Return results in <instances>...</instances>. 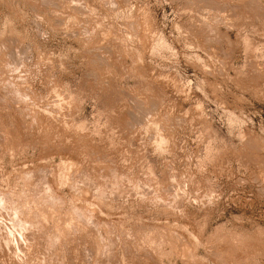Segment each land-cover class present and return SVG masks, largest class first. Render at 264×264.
Here are the masks:
<instances>
[{
  "label": "rangeland",
  "instance_id": "1",
  "mask_svg": "<svg viewBox=\"0 0 264 264\" xmlns=\"http://www.w3.org/2000/svg\"><path fill=\"white\" fill-rule=\"evenodd\" d=\"M0 113V264H264V0H0Z\"/></svg>",
  "mask_w": 264,
  "mask_h": 264
},
{
  "label": "bare ground",
  "instance_id": "2",
  "mask_svg": "<svg viewBox=\"0 0 264 264\" xmlns=\"http://www.w3.org/2000/svg\"><path fill=\"white\" fill-rule=\"evenodd\" d=\"M204 3V2H203ZM217 6V5H216ZM248 11V10H247ZM246 11V12H247ZM209 12V11H208ZM215 13V12H214ZM143 19V18H142ZM137 20V19H136ZM203 26V25H202ZM195 30V29H194ZM254 44V43H253ZM198 47V46H197ZM141 49V48H140ZM124 72V71H123ZM121 74V73H120ZM8 85V84H7ZM139 97V96H138ZM35 100V99H34ZM55 100V99H54ZM148 102V101H147ZM52 103V102H51ZM32 104V103H31ZM138 113V112H137ZM1 114V113H0ZM35 115V114H34ZM113 115V114H112ZM139 117V116H138ZM49 118V117H48ZM121 121V120H120ZM58 122V121H57ZM150 122V121H149ZM82 126V125H81ZM67 127V126H66ZM49 128V127H48ZM111 128V127H110ZM100 130V129H99ZM51 131V130H50ZM101 134V133H100ZM118 137V136H117ZM15 139V138H14ZM161 139V138H160ZM156 141V140H155ZM163 144V143H162ZM2 147V146H1ZM96 149V148H95ZM72 150V149H71ZM101 158V157H100ZM110 160V159H109ZM66 165V164H65ZM77 165V164H76ZM37 166V165H36ZM109 166V165H108ZM107 166V167H108ZM55 168V166H54ZM60 168V167H59ZM70 169V168H69ZM44 170V169H43ZM65 172V171H64ZM62 177V176H61ZM59 178V177H58ZM62 179V178H61ZM30 184V183H29ZM15 185V184H14ZM47 186V185H46ZM166 189V188H165ZM39 192V191H38ZM31 193V192H30ZM72 195V194H71ZM264 195V194H263ZM9 197V196H8ZM76 197V195H75ZM95 197V196H94ZM25 200V199H24ZM30 200V199H29ZM90 200V199H89ZM169 205V204H168ZM82 206V205H81ZM80 206V207H81ZM94 206V205H93ZM99 207V206H98ZM77 209V208H76ZM175 210V209H174ZM99 211V210H98ZM114 211V210H113ZM4 212V211H3ZM84 212V211H83ZM26 214V213H25ZM173 214V213H172ZM22 216V215H21ZM89 216V215H88ZM84 217V216H83ZM82 217V218H83ZM26 218V217H25ZM125 220V219H124ZM188 223V222H187ZM59 224V223H58ZM155 225V224H154ZM162 226V225H161ZM132 228V227H131ZM173 232V231H172ZM197 234V233H196ZM139 235V234H138ZM201 235V234H200ZM156 238V237H155ZM208 238V237H207ZM139 239V238H138ZM250 239V238H249ZM253 239V238H252ZM255 239V238H254ZM189 240V239H188ZM149 241V240H148ZM239 243V242H238ZM178 244V243H177ZM69 245V244H68ZM147 245V244H146ZM257 246V245H256ZM133 247V246H132ZM150 247V246H149ZM252 247V246H251ZM78 248V247H77ZM123 248V247H122ZM236 249V248H235ZM37 250V249H36ZM123 250V249H122ZM195 250V249H194ZM221 250V249H220ZM4 251V250H3ZM155 251V250H154ZM225 251V250H224ZM156 252V251H155ZM221 252V251H220ZM2 253V252H1ZM87 253V252H86ZM248 253V252H247ZM68 254V253H67ZM75 254V253H74ZM1 255V254H0ZM93 256V255H92ZM144 257V256H143ZM183 257V256H182ZM216 257V256H215ZM247 257V256H246ZM87 258V256H86ZM251 258V257H250ZM22 259V258H21ZM59 259V258H58ZM48 261V260H47ZM187 261V260H186ZM241 261V260H240ZM44 262V261H43ZM137 264V263H136ZM186 264V263H185ZM191 264V263H190Z\"/></svg>",
  "mask_w": 264,
  "mask_h": 264
}]
</instances>
